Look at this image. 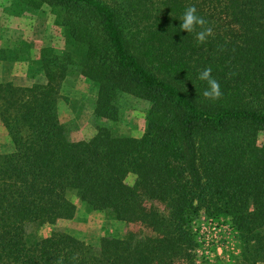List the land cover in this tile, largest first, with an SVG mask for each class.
<instances>
[{
  "label": "trees",
  "instance_id": "trees-1",
  "mask_svg": "<svg viewBox=\"0 0 264 264\" xmlns=\"http://www.w3.org/2000/svg\"><path fill=\"white\" fill-rule=\"evenodd\" d=\"M21 1L50 7L62 38L36 56L0 47V62H29L32 80L0 83L13 147L0 153V264H213L197 253L198 216L230 221L234 264H264V0ZM190 4L213 28L205 43L180 30ZM208 66L223 93L216 101L198 79ZM72 70L97 88L94 118L117 121L122 95L146 101L141 135L97 125L72 139L58 117ZM69 194L150 234L96 245L55 229L31 238L36 221L74 219Z\"/></svg>",
  "mask_w": 264,
  "mask_h": 264
},
{
  "label": "rangeland",
  "instance_id": "rangeland-1",
  "mask_svg": "<svg viewBox=\"0 0 264 264\" xmlns=\"http://www.w3.org/2000/svg\"><path fill=\"white\" fill-rule=\"evenodd\" d=\"M21 0H0V47L29 51L36 56L42 47H61L62 29L54 24L50 7L42 5L33 9ZM0 69V80L16 79L15 84L29 85L30 63L27 61H6ZM96 86L82 78L75 70L69 71L62 83L58 101V117L61 123L71 129L72 139H87L95 133V127L107 128L114 136H140L144 129V116L149 104L130 95L119 99V119L107 121L94 118ZM258 144L264 145V132L258 135ZM6 130L0 124V153L12 151ZM128 183H131L129 178ZM69 199L76 206V215L71 221L59 222L55 226L45 220L30 224L27 232L31 238H44L55 230L65 231L89 245H96L106 235L122 236L127 232L137 233L140 227L116 221L107 211H93L80 202L74 194ZM163 209L162 206H160ZM198 244L200 257L213 264H234L240 253L237 233L227 218H205L198 216L191 224ZM142 235L150 234L143 230Z\"/></svg>",
  "mask_w": 264,
  "mask_h": 264
},
{
  "label": "clouds",
  "instance_id": "clouds-1",
  "mask_svg": "<svg viewBox=\"0 0 264 264\" xmlns=\"http://www.w3.org/2000/svg\"><path fill=\"white\" fill-rule=\"evenodd\" d=\"M180 21V30L187 33L195 32V39L199 43H205L209 37L213 36V28L208 26L209 22L203 16L198 15V9L195 5L190 4L185 8ZM197 28H200V30L196 31ZM198 79L207 84L206 89L202 93L205 99L216 101L222 97L223 93L220 83L212 76V68L210 66L199 71ZM72 259L76 260L77 257L73 256ZM55 264H63V258L56 261Z\"/></svg>",
  "mask_w": 264,
  "mask_h": 264
},
{
  "label": "crops",
  "instance_id": "crops-1",
  "mask_svg": "<svg viewBox=\"0 0 264 264\" xmlns=\"http://www.w3.org/2000/svg\"><path fill=\"white\" fill-rule=\"evenodd\" d=\"M7 62H0V69H2L4 66H7L6 65ZM16 79L14 78H9V79H6V80H0V83H5V82H10V81H15Z\"/></svg>",
  "mask_w": 264,
  "mask_h": 264
}]
</instances>
